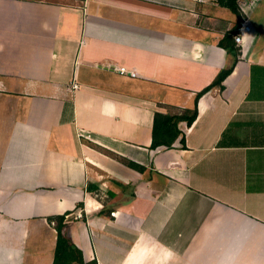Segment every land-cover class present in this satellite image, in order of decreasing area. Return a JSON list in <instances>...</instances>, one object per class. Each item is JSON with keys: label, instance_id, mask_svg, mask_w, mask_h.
I'll return each instance as SVG.
<instances>
[{"label": "crops", "instance_id": "crops-1", "mask_svg": "<svg viewBox=\"0 0 264 264\" xmlns=\"http://www.w3.org/2000/svg\"><path fill=\"white\" fill-rule=\"evenodd\" d=\"M264 0H0V264H264ZM125 68L126 72H121ZM76 85V86H75ZM121 159L145 167L139 171Z\"/></svg>", "mask_w": 264, "mask_h": 264}, {"label": "trees", "instance_id": "trees-1", "mask_svg": "<svg viewBox=\"0 0 264 264\" xmlns=\"http://www.w3.org/2000/svg\"><path fill=\"white\" fill-rule=\"evenodd\" d=\"M224 6L231 8L238 16L236 27L233 34H227L220 44L232 51L235 59L232 65L223 69L214 82L197 94L195 105L192 109L180 110L175 114L163 113L157 111L155 114V123L153 129V148L160 146L171 147L175 141L181 137L183 146L186 145L184 131L180 128L181 123H186L191 126L198 116L199 99L207 92L214 88L222 90L224 81L230 75L235 63L240 55L241 48L233 46L231 41L234 40V34L239 30L242 23V13L238 4V0H220ZM127 165L139 171H145V167L127 159H121ZM69 213L49 217V221L55 225L57 230V243L55 249V264H86L83 257V252L77 247L73 240L66 232L67 225L70 221Z\"/></svg>", "mask_w": 264, "mask_h": 264}, {"label": "built area", "instance_id": "built-area-1", "mask_svg": "<svg viewBox=\"0 0 264 264\" xmlns=\"http://www.w3.org/2000/svg\"><path fill=\"white\" fill-rule=\"evenodd\" d=\"M250 27L249 26H245L244 24L239 27V30L236 34H234V38L236 40L237 43H241L243 40V34L247 31H249ZM121 72H126L125 68L121 69ZM76 86V85H75Z\"/></svg>", "mask_w": 264, "mask_h": 264}, {"label": "rangeland", "instance_id": "rangeland-1", "mask_svg": "<svg viewBox=\"0 0 264 264\" xmlns=\"http://www.w3.org/2000/svg\"><path fill=\"white\" fill-rule=\"evenodd\" d=\"M263 7H264V3H263Z\"/></svg>", "mask_w": 264, "mask_h": 264}]
</instances>
